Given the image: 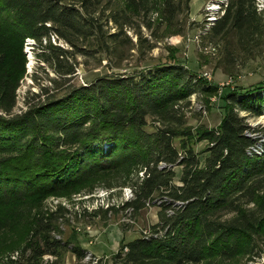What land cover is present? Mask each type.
I'll list each match as a JSON object with an SVG mask.
<instances>
[{"label": "trees", "instance_id": "1", "mask_svg": "<svg viewBox=\"0 0 264 264\" xmlns=\"http://www.w3.org/2000/svg\"><path fill=\"white\" fill-rule=\"evenodd\" d=\"M113 1L0 0V108L6 113L0 114V208L20 202L27 207L25 214L18 213L26 236L18 247L0 255V264H41L44 256L59 257L64 250L84 258V247L57 237L64 205L46 206L41 197L58 191L67 196L82 188L91 192L94 183L88 181L94 174H112L121 180L120 187H134L135 198L125 207L142 208L157 193L171 199L160 211L154 233L125 242L112 264H228L252 256L257 239L264 238V142L257 151L258 137L247 133L251 128L240 112L262 114L264 81L250 89L230 90L220 124L195 131L186 126L185 102L197 93L217 94L218 85L177 60L110 72L13 114L26 71V39L40 44L47 62V51L57 50L54 64L59 72L68 51L43 41L55 33L74 47L94 39L104 44L98 10ZM121 1L122 8L110 15L119 29L108 36L113 43L133 17H142L150 28L157 12L161 21L172 23L184 4ZM190 1L185 0L187 9ZM257 2L228 0L212 34L234 32L244 51L257 43L264 36ZM74 72L71 66L59 73ZM148 116L161 124L154 132L145 130ZM203 140L209 145L201 165L200 153L190 142ZM162 162L183 166L181 184L173 182V170L159 168ZM10 219H0V231L8 228Z\"/></svg>", "mask_w": 264, "mask_h": 264}, {"label": "rangeland", "instance_id": "2", "mask_svg": "<svg viewBox=\"0 0 264 264\" xmlns=\"http://www.w3.org/2000/svg\"><path fill=\"white\" fill-rule=\"evenodd\" d=\"M212 3L217 5L213 14L220 16L226 0H191L188 9L184 0L183 10L172 23L161 21L159 14L155 12L150 21V28L142 17H133L124 32L119 33V41L116 43L108 38L119 31L110 15L112 11L122 8L123 2L115 0L103 4L98 10V15L106 36L104 44L94 39L89 42L78 41V46L74 47L55 33L43 41V44L51 42L52 46H59L68 51L60 62L59 72L72 66L75 70L73 74L61 75L56 70L58 65L54 63L57 50L47 51L46 57L51 60L47 62L41 56L43 49L35 39L33 45H26L25 41L26 71L16 92L13 114L25 111L29 104L42 101L47 95L61 96L71 86L90 83L110 72H132L135 69L177 60L192 72L218 85L219 89L213 96L197 93L189 102H185L183 111L186 126L194 131L200 127L216 128L225 114L227 104L224 96L230 90L250 89L264 81V36L244 51L238 47L234 32L212 34V27L208 26L206 21L209 11L207 8ZM218 5L221 8H218ZM260 11L264 16V6ZM0 114L6 113L0 108ZM240 115L246 118L251 128L247 133L258 137L256 150H262L264 111L260 116L246 111L240 112ZM157 126L161 124L154 117L148 116L145 130L154 132ZM190 144L195 152L200 153L201 165H204L208 155L205 149L209 142L193 141ZM175 145L180 147V139L175 140ZM159 168L173 170V182L181 184L179 179L183 166L162 162ZM94 175L88 181L94 183L91 192L82 188L65 196L64 192L58 191L43 195L41 201L50 207L62 203L67 210L56 223L58 238L68 241L71 245H81L88 253L100 258L99 264H112L114 255L125 242L154 233V226L160 222L159 213L164 204L171 203V199L166 194L157 193L153 200L146 202L142 208L125 207V202L135 198L134 187L131 184L120 187L121 180L112 174ZM140 175L143 176V173ZM105 181H111L113 186H107ZM26 209L23 202L10 203L0 208V219H12L8 228L0 231V255L18 247L26 236V224L18 218L19 214L27 212ZM167 212L170 215L173 211L169 209ZM159 229V233L163 234V227ZM85 257L79 259L72 251L64 250L59 257L44 256L41 264H91ZM237 263L264 264V238L257 239L252 256L228 262ZM24 264L29 263L24 261Z\"/></svg>", "mask_w": 264, "mask_h": 264}, {"label": "built area", "instance_id": "3", "mask_svg": "<svg viewBox=\"0 0 264 264\" xmlns=\"http://www.w3.org/2000/svg\"><path fill=\"white\" fill-rule=\"evenodd\" d=\"M227 3H228V0H226V3H223L224 4V7L223 8H221L218 5L219 6L218 8H221L222 9L221 10V15L218 16V17H216L217 16L216 14H213L214 9H216L215 6H217V5H215L214 3H212V4L209 5V7L207 8V10H209V11H208V13L206 15L207 16L206 17V21H207V25L208 26H211L212 27L216 23V21L224 14L225 8L227 6ZM257 6L261 10L262 7L264 6L263 0H258ZM33 42H34V39L27 38L26 45H33ZM85 258L87 260H90L91 261V264H99V262H100V258L94 256L92 253H88L87 252Z\"/></svg>", "mask_w": 264, "mask_h": 264}]
</instances>
